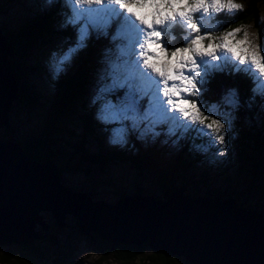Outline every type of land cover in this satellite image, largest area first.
I'll return each instance as SVG.
<instances>
[{"label":"trees","instance_id":"obj_1","mask_svg":"<svg viewBox=\"0 0 264 264\" xmlns=\"http://www.w3.org/2000/svg\"><path fill=\"white\" fill-rule=\"evenodd\" d=\"M240 1L243 2L244 10L235 14L221 13L218 17V20L222 21L220 26L223 28L226 23L227 28H233L251 23L260 32L259 13L260 9L264 11V0ZM4 3L5 0H0V15L5 12ZM67 11L65 4L53 1L51 5L43 4L29 8L14 19L0 17V46L3 47L2 50L4 48L9 50L6 55L8 61L6 74L15 88L14 98L10 100L8 106L11 115L16 113V110L25 113L26 116L35 114L33 112L38 108L42 112L37 127L28 126V130L22 131L18 125L9 123L8 109L7 124L0 121L3 125V135H6L4 141L17 142L25 158L53 167L60 185V177L69 167L81 165L82 168L96 170L95 174L103 177L102 182L116 188L117 199L122 195L138 194L141 197L150 196L154 200L165 201L169 194L178 195L179 192L188 200L234 198L238 208L246 207L242 205L241 200H246L254 206H259V201L264 204V112L260 110L263 101L257 98L252 107H248L253 87L248 75L234 72L232 66L228 65L224 71L215 72L207 78L199 97L205 104L211 105L220 102L221 97L229 90H235L241 101V107L236 112L237 120L233 125L235 138L231 139V153L238 163L233 172L237 174V180L241 181L242 187L240 191L232 190L233 188L227 191L213 182L220 174L218 166L213 165V160H209L211 156L193 147L194 144L204 142L197 138L196 133L193 134V139H189L188 136L182 139L181 146L172 153L158 145L156 140L144 142L137 139L133 133L129 136L128 146L112 145L104 139L101 127L105 126L96 120L92 105L87 106L86 103L90 100L88 86L98 73L104 50L114 48L115 45L109 42V38L102 37L97 40L93 37L58 79L51 78L46 68L47 55L43 52L49 50L50 45H54V38L73 40V29L62 28V22H59ZM220 32L221 30L217 34ZM166 43L171 45L169 41ZM31 73L34 76H30ZM42 78L52 89L45 91L40 86ZM92 142L94 146L90 145ZM118 162L134 170L136 178L130 184L132 189L123 185L122 178L108 169L110 165ZM47 175L44 180L50 186L51 193L53 188L48 180L51 178ZM221 180L225 183H234V180L224 173H221ZM61 187L66 188V191L69 189L77 193L84 192L64 185ZM151 187L158 190L159 197L155 198L152 195ZM61 192L64 193L63 190ZM56 195L55 197L59 198ZM52 196L54 194L50 195L49 199H52L50 198ZM174 198L176 202L179 200L177 196ZM216 205L219 209L217 217L226 219L238 217L241 220V211L232 205ZM201 209L205 210V204H201ZM246 220L249 222L250 219ZM74 222L76 228L85 234L79 228L76 217ZM85 235L86 240L100 255L109 254L115 259L132 261L149 248L145 242L133 244L112 238H101L94 231ZM39 237L26 243H15L12 249L11 242L4 243L6 248L0 252V263L30 264L39 261L41 264H56L54 256L49 259L44 254ZM50 241L54 244L52 239ZM143 258H145L143 264H176L177 261L180 264H194L183 255L177 257L173 253L163 254L152 249L144 254Z\"/></svg>","mask_w":264,"mask_h":264},{"label":"snow or ice","instance_id":"obj_2","mask_svg":"<svg viewBox=\"0 0 264 264\" xmlns=\"http://www.w3.org/2000/svg\"><path fill=\"white\" fill-rule=\"evenodd\" d=\"M52 2L47 0L49 5ZM64 2L68 11L61 27H71L76 38L67 48L51 53L49 71L58 79L93 37L110 38L115 47L104 50L91 105L96 107L95 118L109 132L112 145H127L132 133L141 141L155 142L162 125L168 126L169 136H176L177 131L195 132L204 142L193 147L204 154L218 144L225 145L241 107L238 93L229 90L220 102L211 105L199 97L207 78L228 65L253 82L248 107L257 98L264 101V52L260 45L243 26L225 28L219 34L205 28V20L212 23L221 13L243 11L244 6L236 0ZM176 26L182 29L184 43L169 47L165 36ZM170 38L175 40L176 36ZM260 110L264 112V103ZM192 125L199 127L193 129ZM183 138V134L178 136L173 144ZM225 154L226 147L214 155Z\"/></svg>","mask_w":264,"mask_h":264},{"label":"water","instance_id":"obj_3","mask_svg":"<svg viewBox=\"0 0 264 264\" xmlns=\"http://www.w3.org/2000/svg\"><path fill=\"white\" fill-rule=\"evenodd\" d=\"M2 48L1 46L0 63L3 71L0 70V121L7 124L6 114L10 100L14 98L15 88L6 74V55L9 50ZM8 86V93L5 94ZM46 175L51 178L48 179L53 188L51 193L50 186L44 180ZM53 194L50 197L52 199H49ZM56 194L59 198L55 197ZM172 196L173 193L165 201H153L173 205L176 199ZM147 198L152 200L150 196L127 194L120 196L113 204L89 201L84 194L70 193L62 188L53 167L25 158L17 142L0 141V244L12 240L26 243L37 238L34 234L30 235L31 223L37 218L36 208L45 205L52 209L56 224H62V214L69 210L77 218L78 226L85 234L94 231L101 238L133 244L145 242L152 250L163 254H181L194 264H264V216L259 212L238 208L234 198H207L210 203L220 206L232 205L241 211V220L238 217L226 219L217 215L207 217V210L194 214L192 209L191 214L185 215L190 221L187 224L190 227H187L181 222L182 215L178 217L172 214V210L166 213L165 208L154 211L148 205ZM169 216V223H163L161 217ZM246 218L250 219L249 222ZM257 229L260 233L256 232ZM22 233L26 236L16 238Z\"/></svg>","mask_w":264,"mask_h":264},{"label":"rangeland","instance_id":"obj_4","mask_svg":"<svg viewBox=\"0 0 264 264\" xmlns=\"http://www.w3.org/2000/svg\"><path fill=\"white\" fill-rule=\"evenodd\" d=\"M56 2H60V4H65L64 0H53ZM236 2L241 3L243 5V2L240 0H236ZM47 5V0H9L7 2L5 0V12L0 15L3 19H14L15 17H18L25 13L29 8H34L35 6H41V5ZM229 14V13H226ZM64 21V16H61L59 22L63 23ZM217 21H219V26H217ZM259 22H260V32L256 30L253 24L251 23H246L242 25H238L235 27L243 26L251 35V38L253 39L254 43L260 45L261 51L264 52V11L263 9H260L259 13ZM222 21L218 20V17L216 20H214L212 23H208L207 20H205V28L207 30H212L217 34L218 31H223L225 28H227V24H224V27L222 28L220 24ZM233 27V28H235ZM176 32H175V31ZM115 31V27H113L110 30V34ZM73 40H62L58 38H54L53 44L50 45L48 48L49 50H45V53L47 55V62H46V68L49 72V76L52 78V75L49 71V60L51 53L53 51H59L62 48H67L71 43L75 41L76 34L75 31L73 30ZM172 35L176 36V39L173 40L170 37ZM183 35L182 29L180 26H176L174 29H172L171 32H168L165 36V42L169 41V43L174 42L175 44L173 46H182L184 41L181 39V36ZM180 41V43H179ZM109 42L110 38H109ZM168 44V43H166ZM169 47H172V44L169 45ZM1 47V46H0ZM2 51V50H1ZM5 64V63H4ZM70 66V65H69ZM67 66V68L69 67ZM102 66V65H101ZM100 66V68H101ZM66 68V69H67ZM99 68V69H100ZM30 76H34V74L31 73ZM97 76V75H96ZM96 76L93 79V82L88 86V94L90 100L86 103V105H91V97L93 95V88L95 86V80ZM203 79V78H202ZM39 80V79H38ZM42 88L45 89H52L50 86H48V82L44 81L43 78L40 79ZM11 86V84H10ZM3 87V86H2ZM203 89V85L200 88V93ZM8 91H6L5 94H7ZM227 93V92H226ZM5 97V96H4ZM264 103V101H263ZM92 112L95 115L96 112V107L92 106ZM17 108V107H16ZM9 109V107H8ZM25 112V111H24ZM35 114H31L26 116L25 113L20 112L16 110V113L11 115V110L9 109L8 113V120L9 123L13 122L14 125H18L20 130H28V126L31 127H37V123H39V120L41 119V109L38 108L36 109ZM207 114V113H206ZM237 117V116H236ZM215 118L219 119V116H216ZM237 120V119H236ZM234 121V123L236 122ZM75 127V126H74ZM199 127L198 125H192V128L195 129ZM78 130V128L76 129ZM225 130H227V124L225 125ZM102 135L104 136V139L108 140L109 137V132L105 130V128L101 127ZM157 131L161 132V135L156 139L158 145H162L165 150H169V153L175 152L180 146H181V140H179L178 144H173V141L177 139L178 136H181L182 134L184 135L183 139L188 138L193 139V134L195 132H188V133H182L181 131H177L176 136H169L168 135V126L167 125H162L160 126ZM233 132L235 133V129H233ZM233 132H229L228 135L225 137V145H217V148H214L211 150L210 153H208L211 158L209 160H213L214 163L213 165L218 166V177L214 179V183L220 185L222 188H224L227 191H230L229 188H233L232 190H237L240 191V188L242 187V183L240 180H237V174L234 173V167L237 166L236 159L233 157L231 153V139L233 136ZM135 137L137 138L136 134L133 133ZM0 139L4 141L6 139V135H3V125L0 124ZM72 139V138H71ZM167 140V143L164 141ZM1 141V140H0ZM151 140H149L150 142ZM90 145L94 146V143L92 142ZM130 145V141L128 142L127 145ZM226 147V154L224 156H219V155H214L218 149H224ZM202 153V152H201ZM210 162V161H209ZM110 171H112L116 176L121 177L123 180V185L127 186V188L132 189L130 184H132L133 180L136 178V174L132 168H130L128 165L124 163H116L112 164L108 167ZM107 169V171H108ZM90 171L89 173L86 171ZM94 169L92 168H82L81 165L79 167H69L67 170H65L60 177V183L61 186H66L68 188H73L74 190H80L84 191L83 193L78 192V194H84L86 198L94 201H104L106 203H111L113 204L117 200L118 192L116 191V188L108 185L107 183L102 182L101 180L104 181L102 176L96 175ZM99 173V172H98ZM221 173L228 174L229 178H232L234 180L230 183H225L224 181L221 180ZM102 178V179H101ZM129 185V187H128ZM66 189V188H65ZM129 190V189H127ZM69 191V189H67ZM70 193H77L76 191L70 190ZM150 192L152 195L156 198L160 196V193L158 190H156L155 187L150 188ZM181 193H178V195L174 196L178 197V201L171 205V203H166V205H162V203L154 202L153 199H148V205L151 206V209L154 211L157 210L159 211L161 208L162 209H167L166 213H169L170 210H172V214L179 216H183V222L184 225H187L190 221L185 217V215H189L192 213V209L197 213V211L201 212V204H205V210H207V217L215 216L219 214V209H217V205L214 202H209V200L206 199H187L183 195H180ZM171 198V199H172ZM138 200V197L135 198ZM170 199V200H171ZM142 200V199H139ZM238 200V199H237ZM145 201V200H144ZM243 202V206H246V209H254L256 212L258 211L262 216H264V204L262 201H259V206H254L250 202H246V200H241ZM166 206V207H165ZM171 206V207H169ZM197 206V207H196ZM191 208V209H190ZM36 216L37 218L33 221L32 224V230L30 231V235L34 234V237L40 235L39 243L43 244L42 246L44 247V254L46 255L47 258L51 259L53 256L56 259V264H143V261H145L144 254L148 253L150 251V248H147L143 255L140 257H137L133 259L132 261H125L123 259H115L109 254L106 255H100L99 252L94 249L91 244L86 240L85 234L81 233L78 228H76L75 222H74V215L71 211L65 210L64 213L62 214L64 218L62 219V224H56L54 221V217L52 214V209L47 207V206H38L36 208ZM177 210V212L175 211ZM157 213V212H156ZM165 213V214H166ZM160 214V212L158 213ZM252 215V214H251ZM204 216V215H203ZM163 218V223L167 222L169 223L170 216L169 217H161ZM172 218V217H171ZM177 218V217H176ZM180 219V218H179ZM202 219V218H201ZM191 225V224H190ZM187 227H190L187 225ZM261 230V229H260ZM10 232V231H9ZM256 232L260 233V231L257 229ZM20 234V233H19ZM18 234V235H19ZM37 234V235H35ZM24 234L22 233L19 237H16L18 239L23 238ZM26 236V235H25ZM24 236V237H25ZM50 239H52L51 243ZM13 240L11 241V249L13 247V244H15ZM6 248V244L2 243L0 246V252ZM181 256V255H176ZM2 264V263H0ZM21 264H29V263H21ZM30 264H41L39 261H34L33 263ZM176 264H180L179 261L176 262Z\"/></svg>","mask_w":264,"mask_h":264},{"label":"bare ground","instance_id":"obj_5","mask_svg":"<svg viewBox=\"0 0 264 264\" xmlns=\"http://www.w3.org/2000/svg\"><path fill=\"white\" fill-rule=\"evenodd\" d=\"M0 53H1V52H0ZM0 62L2 63V61H0ZM1 63H0V70L3 71V70H2V64H1ZM3 74H4V73H3ZM1 76H2V75H1ZM8 88H9V86L7 87V91H8Z\"/></svg>","mask_w":264,"mask_h":264}]
</instances>
